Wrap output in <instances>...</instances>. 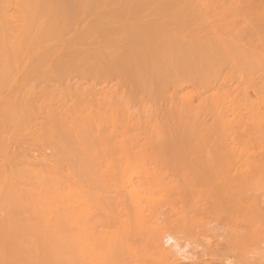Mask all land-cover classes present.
I'll list each match as a JSON object with an SVG mask.
<instances>
[{
	"label": "rangeland",
	"instance_id": "374dc122",
	"mask_svg": "<svg viewBox=\"0 0 264 264\" xmlns=\"http://www.w3.org/2000/svg\"><path fill=\"white\" fill-rule=\"evenodd\" d=\"M23 1L25 4L28 3V0ZM34 1L36 2V0ZM34 1L27 4L28 6L31 4L30 7H26L31 9L30 11L27 10L31 12L30 14L33 16V18L31 17L32 19L24 18L23 13L25 12L22 13V11H24L25 8L24 10L21 9L25 6H21L24 2L21 4L16 3V0H3V4L0 2L3 5H0L1 7H6V9L10 11L9 13L7 10H2L4 11V15H6L5 17L0 14L1 18H5H2V21L0 20V24L3 25L2 27L0 26V28L3 29L0 33L4 35V41L3 37H0V40L5 43L0 41L2 45V48L0 46V51L3 57L5 51L7 52L5 54L6 60H4L5 57H0V147H4L5 149V152L2 153L1 151L0 155V224L13 218L19 224H22L25 229L27 228L29 232L33 231L31 235H33L34 231L35 233L36 231H41L42 234L39 233L44 238L41 237L43 240L39 239L41 235L38 233L37 240V237H34L36 235L31 236L27 233L28 236L26 235L25 237V234H23L25 238L22 236V239L19 235L18 239V237L14 235L15 232L13 234L14 237L16 236L15 241L8 240V242L6 241L8 238L0 237L1 240L3 239L2 243H0V264H53V262H55V257L58 258L56 260L58 263L60 262V264H78V255H76V253L78 254V248L75 244L78 240V220H76V214L78 213L76 198L78 195L76 189L79 175L82 174L81 172L84 170L85 174H90V171H92L91 174L94 173L93 175H95L93 190L96 191L97 194L103 196L101 198L97 195L95 200H93L96 201L98 198L99 201L103 199V203H109V200L107 201L104 199V195L107 199H111L112 196L114 198L117 196L114 190L118 188L116 191L120 194V191L122 189L124 190L125 184H127V186L130 185L131 178L132 181H138V177H136V172L138 171L137 165L134 166L136 161L139 163L142 161V163H161L156 167L159 171L156 175L140 177L141 182L139 181V184L136 183L137 185L131 186L133 191L136 187L138 191L136 193H139L137 194L139 197L136 198V200L133 199L136 201L134 205L140 202L139 204L145 206L147 200L145 197L144 203V199H142L143 196L149 195L154 198L156 196L153 195L158 194L157 198L159 200L154 198L155 200L153 199L154 201H152V198L150 199L154 207H158L160 211L158 208L157 210H155V208L151 209L153 205L147 201L148 205L146 204V208L144 209V207H142L148 214L145 213L143 218L147 217L148 220H150L151 217H148V215H151L150 212L153 210L152 215L154 216H156V212L160 214L161 211H164L163 221L161 216V220L159 219L158 213L156 216L157 218L155 217V219L158 220L157 224L160 222L159 225H163V223L166 222V216H170V218L175 216L176 218L174 219L178 220L180 218L179 221L181 222L184 219L185 224L187 222L188 226H195L196 219L197 224L193 227L194 229H191L189 226L190 228L187 227L189 231H187V228L183 227L184 230L186 229L184 233L185 236L191 234L190 237L189 235L186 236L184 240L189 237V240H194L193 242L198 241L200 243L201 241L203 247H206V250L209 248L210 252L212 251L208 253L207 250L208 254L215 255L218 254L219 251L223 252L222 254L219 253L220 256L219 254L216 255V257L218 256L217 258H222L223 254L225 256V252L229 253L232 250L231 253L234 255V258L236 257L242 261L240 257L244 258L245 254L242 256L240 253L242 254L244 249L238 251L239 249L236 247L235 250H237L235 251L233 246L231 250L228 249L231 247L232 242L229 243V241L234 238V236L232 238L231 235L235 234L234 230L236 225L237 228H241L244 223H241L240 227H238L241 218L238 222L237 220L239 217L230 219L237 222L236 224L233 222L235 227L231 226L233 223L229 220L228 224L230 225L226 223V220H223L228 229L223 222L222 223L225 225L224 228H222L223 226L220 227L218 222H215V224L218 223L216 227H214V223H212L210 227L206 224H204L206 226L202 225L204 223L203 218L205 217L201 220L199 216L202 215H199V212L197 214V211L203 209V207L206 208L205 206L208 207V205L204 204L205 202L209 204L210 201H212L213 203H211L215 204L217 198H226L225 200H220L222 201L220 202L221 206L223 204L225 205L223 207L238 208L239 205H244L247 208V206L255 205L257 209L258 207L264 209V56L258 57L256 54L260 48L264 46V33L254 36L253 30L250 29V27L255 24L256 19L249 15L247 4L240 0H235V2L233 0H154V2L144 0L142 4L138 3L139 6L143 5L142 7L144 10L142 9V12L140 11L137 14L128 15L124 13H95L89 10L91 9V2V4L87 3L90 7L83 8V10L85 9L83 13L81 12L82 8L80 9L81 11L74 8L78 12L76 13V10H74L72 6L73 13V11L69 10V3H71V1L65 0V4L67 3L69 8L66 10H69L67 12L69 15L66 13L69 20L67 25L64 24L65 21L61 20L64 18H61V10L58 8L61 1L58 3L59 5H56V2H59V0H51L49 3L47 2L48 0H38V2H41L40 4L37 2L42 9L41 12L45 10H43V7L45 8L46 5L48 7L51 4V6L48 7L50 9L53 6L52 11L48 10V12H50L48 16L45 17L44 15H46V12L45 14L43 12L45 18L39 21L38 18L40 16H37L39 13L37 10L39 8L37 7L38 9H36ZM62 1L64 5V0ZM43 2H45L46 5H44ZM72 2L71 5L76 4V0H72ZM12 3H14L15 9L13 5H11ZM130 3L129 5L132 4ZM133 3V5L138 6L135 1ZM15 4L18 5V9L21 7V10L19 9L20 11H18ZM32 4H34V6ZM83 4L87 6L86 3ZM10 5L13 8H11V10ZM78 6L79 5H77V7ZM62 8L64 7L62 6ZM12 10H17V12L22 13L21 16L17 17V13L12 14ZM6 11L7 13H5ZM40 13L38 15H40ZM30 14L28 13V15ZM64 14L63 16H65ZM28 15L25 17H29ZM36 16L37 20H34ZM68 16H70V18ZM7 17L9 18L8 23ZM12 17H17L19 19L21 17V21L22 19H28L26 21L24 20L27 25L25 23L22 24L17 18L16 22ZM10 18L14 23H11L12 20ZM58 19L61 26H63L61 29L65 28L63 31L60 29ZM35 21H38L36 26ZM18 22L22 24V26L24 25V29L21 25L17 28L18 25L15 24H18ZM28 23L33 24L30 25ZM102 23L103 25L106 23L105 26H107V29L108 26L111 28L112 24H116L119 30L123 29L128 33H134L135 36L138 35L137 37L143 36V39H146V37H144L145 32H147V35L151 33L150 35L154 34V38L158 37L161 41L169 38H167V36L165 37V34H171L176 31L184 33L190 32L192 35L206 33V35L211 38L210 47H212L213 58L212 60L207 59L204 61L203 65L200 66L204 85L189 81L179 86L176 91L173 82H171L172 80H169L170 82L167 81L168 83H165L166 85L164 84V88H160L163 91L158 89L162 84H158L159 86L155 85L156 81L154 85L151 86V81L149 82L150 84L147 83V77H150L147 74H151L152 71L150 73L147 71V66H145L146 63H142L144 67L141 65V60L136 58L137 60H135L140 62H138L137 67L135 68L133 64H131L135 61H132L131 58L133 57H130L133 55V51H131L133 45L131 44L132 42H128V37H125L126 33L123 35V33H120L122 30L120 32L117 31V41L108 40L111 36H113L111 37L112 40L116 37L113 33L110 37L106 36L108 38L107 40L102 39V36V38L98 36V33H100L102 29H105L104 26V28L102 27ZM108 23L111 24L107 25ZM28 25L32 27V33H30V31H32L31 27ZM57 26L61 32L57 30V34L53 33L52 36L51 32H55L54 28ZM98 26L102 28L99 27L100 32L98 30L99 28H97ZM9 27L11 28L9 29ZM28 27L30 29H28ZM36 27L41 29V31L39 30L41 32L40 34L39 31L35 32L38 30ZM16 28L19 30L22 28L21 33L12 35L15 31H18ZM26 29H28V31ZM50 29H54V31ZM142 30H145L143 31L144 35H140ZM10 31L13 33H10ZM148 31L150 33H148ZM8 32L11 34H7L10 38L6 36ZM27 32L31 36H27L25 34ZM47 33L49 35L51 33L50 36L52 37ZM32 34L34 36L39 34V38H37V36L33 38L34 36L32 37ZM40 35H42V37H40ZM131 36L132 35H129V37ZM23 37H26V39L29 37L32 38H29V41L28 39L26 40V42H35L32 44V47H37L36 44L39 43L38 39H41L38 46L39 48L37 47L38 51H35V48H31L32 52L29 49L28 52L31 53L28 55V52H26L28 46L26 49L24 46L25 44L23 45L24 41L22 40L21 44L24 46V48H22L23 46L19 41ZM150 37H148L149 43H158L155 41L153 42V40L150 42ZM124 38H127L128 41H124ZM8 39L9 41L7 43ZM135 39L136 38L133 40ZM142 41L141 39V43H144ZM260 41H262V43ZM139 43L137 42V44L141 46ZM27 44L30 46L29 43ZM3 46L5 47L4 49ZM6 47L9 48L8 50L10 52L7 51ZM23 49H26V53L22 51ZM129 51H131L130 53H132V55H130ZM134 51L136 52V50ZM13 52L16 55H22V58L15 56ZM21 52L23 53L20 54ZM123 53L129 56L125 55V58L128 57L127 60L122 58L126 62L128 61V67L125 61V65L122 63V60L120 61V54ZM136 54L137 53H134L133 56L136 57ZM25 56H27L26 59ZM8 60L12 61L10 62ZM139 64L143 66L142 71L146 68V72H148L145 77L146 82L143 83V85H141L138 80L137 82L134 81L132 79L133 77H131V73L135 72L134 70L140 66ZM131 65L135 68L132 69L133 72H126L127 69H130ZM164 67L165 72H169V70H166L168 64H165ZM138 69L137 71H140ZM146 72L144 71V74ZM139 73L141 74L143 72L140 71ZM170 73L167 75H170ZM162 74H164V72H162ZM167 75L166 78L168 77ZM155 77L157 78V75ZM143 78L144 77L141 76V79ZM183 97L189 101H183ZM182 101L186 104L188 102V105L182 103ZM4 111H9V113L5 115ZM7 116L10 117L8 118ZM1 148L0 150H2ZM176 160L191 161L190 163L195 162L193 164H197V173H192L184 177L179 175L175 176L171 174L169 170H165V166H162L165 164L164 162ZM201 163L204 165L207 164V167L202 169L200 167ZM238 165H241L240 168H244L241 170L243 172L245 171L247 176L249 173L252 177L249 183H247L244 188L242 187V189L240 186L238 188L237 185H234L236 182L233 179V177L236 176L235 174L237 173V175L239 174V178L241 177L240 171H237L238 169L240 170ZM235 169L236 172L233 173ZM129 177L131 178L129 179ZM127 181L129 183H127ZM238 182L240 183V181ZM138 186L145 192L141 190L140 193V188ZM235 186L242 191L239 192ZM179 187L184 189L182 190L183 192ZM45 188L47 190L43 192L42 190ZM112 188L113 191H111ZM119 188L121 190H119ZM128 188L130 189V186ZM128 188H126V191H129L127 190ZM234 188L236 189L235 192L233 191L235 190ZM132 189H130V191ZM176 189H179V193L180 191L183 193L181 195L182 197H186L189 190L194 191L195 195L197 194L200 196H195L194 198V192L190 193L191 196L188 194L194 199L192 200L194 204H191V202L190 205L189 202L191 200L187 198L189 196L185 198L186 201H183V198L177 200L179 201L178 203L186 202V205H189L188 207L185 206L184 203L178 204L175 201L176 199L174 200L177 195L179 196L181 194L176 195ZM123 190L121 193H123ZM184 191H187L185 195ZM108 192L110 193L108 194ZM168 192H172L175 195L173 196L171 194L174 198L171 197ZM145 193L146 195H143ZM166 193L171 199L166 196ZM231 193L236 197L240 196V198L235 199L236 197ZM159 195L160 198L162 197L161 200H163V198L165 200L162 201L163 206L162 204L158 205L160 202ZM211 195L214 197L216 196L214 201V198L212 197V199L210 197ZM137 196L135 195V197ZM207 196L212 200L209 198L210 201L207 200ZM232 196L236 201L240 199V202H238L239 204L234 200L235 203L232 201L231 204V199L228 201V198H233ZM94 197L93 195V198ZM166 197L168 198L166 199ZM247 197H250L248 201L246 200ZM38 199H40L39 202H41V204L37 202ZM127 199H129V197L125 198L126 202L124 201V204L121 201L122 198L117 199L119 202L121 201L120 204H122V206L120 205L119 207L125 208L127 206L125 209L126 212H128V206L132 204L130 209H128L130 210L129 212L132 213V206H135L131 202L134 201L129 199L131 201H129L130 205H128ZM138 199L141 201H137ZM178 199H180V197ZM117 200L115 199V201ZM171 200H174L175 203L171 202ZM94 201L92 202L95 208L94 212L97 213V209L99 205L102 206V202L101 204L99 202L97 207ZM163 202L166 203L165 205L167 206L171 204L168 210ZM97 203L98 200L96 201V204ZM113 203L111 201V205ZM201 204L203 206H200ZM107 206L109 207L110 203ZM244 206L242 208H245ZM255 206H251V208L253 209ZM170 207L173 208V213H176L178 216L172 213L173 216L171 217V214H169L172 212ZM185 207L187 210L189 209L188 211L186 210L188 214L184 213L181 214L183 215L181 216L180 212L185 211ZM116 208L115 211H117V209L119 211L120 208ZM113 209L111 208L109 210L114 212ZM125 209H120V212L121 210L123 212ZM165 210L167 212H165ZM169 210L171 211L169 212ZM195 211L196 216L194 215ZM100 213L101 212H99V215ZM166 213H168V215ZM95 215L98 216V213ZM181 217L185 218L181 219ZM186 217H192L190 219L192 222L189 223V219ZM259 217H252V219H259L260 221L255 222L257 223V225L254 223L256 227H250L252 230L249 229L250 231L248 233L250 234L253 232L250 234L252 236L249 237L253 238L254 236L257 240L261 237L260 233H258L260 230L258 228L261 226L260 222L262 217ZM221 219H223V217H221L220 220ZM254 219L252 221H255ZM199 222H201V226L198 225ZM245 223L243 225H246ZM135 224L133 225L135 226ZM182 224L184 225V222H182ZM251 225H253V223H251ZM128 226L131 227V225ZM198 226H200V228ZM202 226H204V229L207 228V232H200ZM217 226L218 228L220 227L221 231H217ZM229 226L234 228V230L231 228L233 232H230ZM18 227L20 228L21 225ZM208 227H213L212 230L214 229V231L218 233L214 231L211 232V229L209 231ZM3 228L4 227H1L0 230ZM168 228L169 233L173 230L172 236H176L175 238L179 241V244H182L181 246L186 245V242L181 238L184 236V234H182V231L184 232L182 227V231L179 230L180 228H178V231H175L177 233L180 232L183 236H181L180 233L175 235L174 233L176 232L174 229H172V227ZM195 229L197 231H194ZM255 229H257L258 236L254 234L256 233ZM20 230L22 229L20 228ZM128 230L134 231L133 229ZM223 230L225 232L229 231L225 233ZM23 231L24 230L20 231V234L25 233ZM244 232L247 234L246 231H243V233ZM214 233L217 234H215L217 237L219 233L223 234V236H220L224 237L225 233V236L229 235L230 240L227 238L226 241L228 240V242H226L224 241L225 237H221L220 239V236L216 239ZM177 236L180 239H178ZM246 236L243 237L249 241L250 238H246ZM11 239L14 238L11 237ZM245 239H241L240 242H242V245L248 246L249 248H251V246L253 247V239H250L251 242H248L250 245L246 244L247 242H245ZM189 240L187 241L189 245H187L188 247L186 246L187 249L185 250L190 254L193 253V255L191 256L186 251L185 255L189 254L191 257L194 256L195 258V256L197 257L199 254L202 256L207 254L204 253L206 250L200 248L201 244L196 242V246L195 243L193 244V242H189ZM209 243L211 245H209ZM217 244L220 246L216 248L215 245ZM224 244H230L228 245L230 247ZM239 244L237 245L239 246ZM198 245L199 250L197 249ZM163 246L169 254L171 253V256L174 254L172 253L175 252L174 249L168 248L166 245ZM211 246L212 248H210ZM23 247H25L26 250H24L25 248L23 249ZM242 247L243 246H241V248ZM15 248L17 250H15ZM194 248L196 249L193 252ZM249 248L246 253L249 251L250 254H246L245 258H248L249 255L250 259L252 257L256 258V256L259 258L258 255L255 256L254 254H258V252L254 250L253 253V250L251 251ZM252 249H255V246ZM13 250L15 251L10 252ZM197 250L200 253L197 252V255H194ZM222 250L226 251L224 252ZM237 251L239 255L236 254ZM138 252L139 254L136 253L134 256L127 258L132 259L130 260V263L133 262L131 264H150L151 262V264H153V258L143 253L144 249L143 252L141 250L142 254L140 250H138ZM52 254L54 255L53 260ZM235 254L237 256H235ZM201 255L200 258L197 257V259H201ZM226 256L228 255L226 254ZM149 258L152 259L151 262L148 261ZM257 258L255 264H264V259ZM205 259H208V257ZM230 259L233 260L232 255ZM237 259L234 261H239ZM183 264L186 263L183 262ZM239 264H242V262H239Z\"/></svg>",
	"mask_w": 264,
	"mask_h": 264
},
{
	"label": "bare ground",
	"instance_id": "6f19581e",
	"mask_svg": "<svg viewBox=\"0 0 264 264\" xmlns=\"http://www.w3.org/2000/svg\"><path fill=\"white\" fill-rule=\"evenodd\" d=\"M17 1H19V0H16V3H20V1L19 2H17ZM31 1H34V0H28L27 2L28 3H26L25 4V2L22 0L21 1V3H23L24 2V4L23 5H21L23 8H21V7H19V9L21 8L22 10H24V8H25V10L24 11H22V13L23 12H25V13H23V15H24V18H33V16H31V12H29L31 9L30 8H26V7H30V5L28 6L27 4H29V2L31 3ZM39 1H43V0H39ZM49 1L51 2V0H48L47 2L49 3ZM60 1H61V3H60ZM71 1V3H73L72 2V0H69V2ZM81 1V2H80ZM135 1V3L136 4H142V1H144V0H140V1H138V0H76V4L77 5H81L80 6V8H79V6L77 7V5L75 4V5H71V3H69L70 4V9L68 8V4L66 3L65 4V0H64V5L62 4L63 3V1L62 0H59V2L57 1L56 2V5L58 4V3H60V5H59V10H61L60 11V14H62L61 15V18L62 17H64V18H62L61 20H63V21H65V23L64 24H67V22L69 21L68 20V18H67V15H69L67 12L70 10V11H73V9L74 8H77L78 10H80L81 8V12L83 13V11H85V9L83 10V8H88V7H90L91 6V9H89L90 11H93V12H97V13H111V14H120V13H124V14H130V15H134V14H137L138 12H142L143 10H144V8L140 5L139 6V4H138V6L136 5H133L134 2ZM146 1V0H145ZM148 1V0H147ZM149 1H152V2H154V0H149ZM234 2H235V0H233ZM232 1V2H233ZM237 1H239V0H237ZM240 1H244L243 3H245V4H247V11H248V13H249V15L250 16H253L256 20H255V24L252 26V27H250V29H252L253 30V33H254V36H257L258 34H260V33H264V0H240ZM1 3L3 2V0L2 1H0ZM11 2V1H10ZM37 2H38V0H36V2L34 1V3L36 4L35 6H36V9H38L37 11L40 13L41 11H42V9H41V7H40V5H38L37 4ZM55 2V1H54ZM92 3V5H90V6H88L89 4H87V3ZM132 4H131V3ZM141 2V3H140ZM0 3V5H2ZM20 3V4H21ZM39 4L41 3V2H38ZM74 3H75V1H74ZM80 3V4H79ZM83 3H86L87 4V6H84L85 4H83ZM90 3V4H91ZM129 3L131 4V5H129ZM14 3H12L11 5H13ZM43 4L44 5H46L45 4V2H43ZM54 4V3H53ZM83 4V5H82ZM126 4H128V5H126ZM11 5H10V10H11ZM16 5V8L18 7V5L17 4H15ZM27 5V6H26ZM33 6H34V4H32ZM67 7H66V6ZM3 6V5H2ZM20 6V5H19ZM50 6H51V4H50ZM50 6H48V7H50ZM62 6L64 7V8H62ZM73 6V7H72ZM75 6V7H74ZM13 7H14V5H13ZM38 7V8H37ZM43 7V6H42ZM47 7V5L45 6V8L43 7V10L45 9V10H47V11H43L44 12V14H45V12H46V15H44L45 17L46 16H48V13H50V12H48V10H51L52 11V7H51V9L50 8H46ZM66 7V8H65ZM73 9H72V8ZM0 8H1V10H0V14H2L1 16H3L4 15V11L5 10H7L6 9V7H1L0 6ZM3 8V9H2ZM5 8V9H4ZM34 8V7H33ZM62 8V9H61ZM67 8L69 9L68 11H66L67 10ZM145 8H147V7H145ZM186 8L188 9V6L186 5ZM13 9V8H12ZM14 9H15V7H14ZM18 9V8H17ZM18 9V11H20ZM29 11H28V10ZM41 9V10H40ZM72 9V10H71ZM143 9V10H142ZM2 10H4V11H2ZM27 10V11H26ZM63 10V11H62ZM74 10H76V9H74ZM7 11H9V10H7ZM7 11L5 12V13H7ZM13 11V13L12 14H16L17 13V17H19V16H21V14L22 13H20V12H17V10L15 11V10H12ZM15 11V12H14ZM54 11V10H53ZM88 11V10H87ZM43 12H41L40 13V15H38L37 14V16H40L39 18H38V21L39 20H41L42 18H45L44 16H43ZM61 12H63V13H61ZM92 12V13H93ZM9 13H10V11H9ZM28 13L30 14V15H28ZM65 13V14H64ZM66 13H67V15H66ZM73 13H74V11H73ZM76 13H78L77 12V10H76ZM28 15L29 17H25L26 15ZM54 14H55V11H54ZM63 14L65 15V16H63ZM10 15V14H9ZM33 15V14H32ZM51 15V14H50ZM53 15V14H52ZM56 15V14H55ZM6 15H4L3 17H5ZM10 16H14V15H10ZM37 16H36V18H34V20H37ZM2 17V18H3ZM15 17V16H14ZM16 17V18H17ZM69 18H70V16H68ZM1 18V17H0ZM2 18L0 19L1 21H2ZM16 18H13L12 17V19H15V21H16ZM31 18V19H32ZM67 18V19H66ZM3 19H5V18H3ZM7 20L9 19L8 17L6 18ZM11 19V18H10ZM11 19V20H12ZM20 22H22V24H26L27 25V23L26 22H24V20L26 21V20H28V19H22V21H21V17H20V19L19 18H17ZM30 19V20H31ZM67 20V21H66ZM0 21V22H1ZM5 21V20H4ZM3 21V22H4ZM38 21H35V26H36V24H37V22ZM9 22V20L7 21V23ZM17 22V21H16ZM29 22V21H28ZM30 22H32V21H30ZM62 22V21H61ZM11 23H14V21L12 20V22ZM58 23L60 24V22H59V19H58ZM57 23V24H58ZM4 24H5V22H4ZM22 24H19V22H18V24L16 23L15 25H18V27L17 28H19V25H21V27H23V29H24V25L22 26ZM28 24H30V23H28ZM31 24H33V23H31ZM30 24V25H31ZM58 24V25H59ZM106 24V23H105ZM105 24L103 25V23H102V27L104 26L105 27V29H102L100 26H101V24H100V26H98L97 28H101L102 30H103V32H102V30H101V32H100V28L98 29L99 30V32L100 33H98V36L100 37V38H102V39H105V40H107L108 38V36L110 37L111 36V34L113 33V35L114 36H116L117 35V31H121L122 30V32H120V33H123V35L125 34L126 36L125 37H128V39H129V41L127 40V38L124 40V41H128V42H132L131 44L133 45L132 47V50L131 51H133L132 53H133V55H134V53H137L136 54V57H134L133 55H132V53H130L131 51H129V53H130V55H132V56H130V57H133V58H131V60L133 61V60H135L136 58H139V60H141L140 62H141V65H143L144 66V64L146 63H149V64H145V66H147L146 68L148 69H146L145 68V72H146V70L150 73L151 71H152V73L151 74H147L148 72H146L145 74H144V71H142V69H143V66H141L140 64V66H138V70H140L141 72H143V73H139L140 71H137V69H135L136 67H137V64H138V62L139 61H133V63H131V64H133V66L135 67V68H133V66L131 65V67H130V69L129 70H131V71H129L128 69H127V71L126 72H133V70L132 69H135L134 71L135 72H133V73H131L130 75H131V77H133L132 79L134 80V81H136L137 82V80L139 81V83H141V85H143V83H145L146 81H145V77H146V74L147 75H149L150 77H147L148 79H147V83H149L150 81V85L151 86H153L154 85V82L156 81V84L155 85H160V84H162V85H160V87L158 88V89H162V88H164L165 87V83H168L167 81H169V80H172L171 82H173V84H174V89L177 91L178 90V87L179 86H181L183 83H185V82H189V81H193V82H195V83H201L202 85H204V79H203V74H202V69H200V66H202L203 65V63H204V61H206L207 59H209V60H212V58H213V51H212V47H210V40H211V38L208 36V35H206V33H200V34H191L190 32H179V31H176V32H173V33H171V34H165V37L167 36V40H160V39H158V37H155V38H157V39H155L154 38V34L153 35H150L151 33L148 31V33H150V34H146L147 32H145V35H144V32L143 31H145V30H142V33L140 34V35H144V37H146V39L144 38L143 39V36H140V37H137V36H135V34L134 33H128V32H126V31H124L123 29H120L119 30V27H117V25L116 24H112L111 26V28H109V26H108V29H109V31H108V29H107V26H105ZM111 24V23H110ZM109 23L107 24V25H110ZM7 25V24H6ZM5 25V26H6ZM11 25V24H10ZM30 25H28V26H30ZM68 25V24H67ZM114 25V26H113ZM0 26L2 27L3 25L2 24H0ZM4 26V27H5ZM34 26V25H33ZM35 26H34V28H35ZM56 26V25H55ZM60 26V29L63 27V26H61V24L59 25ZM7 27V26H6ZM6 27H5V29H6ZM12 27V26H11ZM11 27H9V29L11 28ZM13 27H14V24H13ZM12 27V28H13ZM31 27V26H30ZM65 27V26H64ZM103 27V28H104ZM117 29H115V28ZM16 28V29H17ZM37 28V27H36ZM96 28V29H97ZM114 28V29H113ZM1 29V28H0ZM28 29H30L29 27H28ZM28 29H26L27 31H28ZM38 30L37 31H35V32H38L39 30L41 31V29H39V27L37 28ZM54 29H55V32H51L52 30L54 31ZM54 29H50L51 31H49V32H51L52 33V36H53V33H56V31L57 30H59L58 29V26L57 27H55ZM65 28H63V29H61L62 31L64 30ZM3 29H1L0 31H2ZM12 30H14V29H12ZM18 31H15L14 33L12 32V31H10V33L12 32L13 34L12 35H16V34H20L21 33V30H22V28H21V30H19V29H17ZM25 30V31H26ZM31 30L32 31H30V33H32L33 32V29H32V27H31ZM97 30V31H98ZM39 31V34L41 33ZM46 31H48V30H46ZM45 31V32H46ZM60 31V30H59ZM105 31V32H104ZM113 31V32H112ZM18 32V33H17ZM23 32V31H22ZM58 32V31H57ZM61 32V31H60ZM107 32H108V35H107ZM115 32V33H114ZM51 33H50V35H51ZM105 33V34H104ZM7 34H9V32L8 33H6V36L8 37L9 35H11V34H9V35H7ZM27 36H31L30 34H28V32L27 33H25ZM37 34V33H36ZM39 34L38 35H36L37 36V38H39L38 36H39ZM48 34V33H47ZM57 34V33H56ZM102 34V35H101ZM105 36H104V35ZM134 34V35H133ZM0 35H2V33H0ZM24 35V34H23ZM25 35V36H26ZM42 35H43V31H42ZM42 35H40V37H42ZM49 35V34H48ZM49 35V36H50ZM129 35H132L131 37H129ZM150 37V36H152V37H150L151 39V41L150 42H152V40H153V42L155 41V42H158V43H149V38L147 37ZM168 35H170V36H168ZM4 35H2V36H0L1 38L3 37ZM19 36V35H18ZM34 35L32 34V37H33ZM36 36H34L33 38H35ZM48 36V37H49ZM52 36H50V37H52ZM102 36V37H101ZM107 36V37H106ZM133 36H135V37H133ZM156 36V35H155ZM158 36V35H157ZM12 37H14V36H12ZM17 37V36H16ZM22 37V36H21ZM45 37V36H44ZM43 37V38H44ZM111 37H113V36H111ZM110 37V39H108L109 41H117L118 39V36H116V37H114V39L112 40V38ZM0 38V39H1ZM9 38H10V36H9ZM15 38V37H14ZM30 39H32L31 37H29ZM29 38H27L28 39V41L30 40ZM134 38H136L135 40H133ZM7 39V38H6ZM11 39H13V38H11ZM25 39V40H24ZM26 37L24 38H22L21 40H19L20 41V44H21V41L23 40L24 41V43H23V45L25 46V48L27 49V46H28V50H26V49H23L22 51L23 52H25V50H26V52H28L29 51V49H30V51L32 52V50H31V48H35L36 50L35 51H38V46H39V43L41 42L40 40L41 39H38L39 40V43L38 44H36L37 45V47L36 46H34V47H32V44H34L35 42H26ZM122 39H123V37H122ZM132 39V40H131ZM138 39V40H137ZM141 39L143 40L142 42H144V43H141ZM155 39V40H154ZM166 39V38H165ZM259 40H261L260 38H258ZM16 40V39H15ZM37 40V41H38ZM45 40H46V38H45ZM44 40V41H45ZM146 40V41H145ZM1 41V40H0ZM3 41H4V37H3ZM8 41H9V39L7 40V43H8ZM32 41V40H31ZM141 45V46H139L138 44H137V42ZM161 41V42H160ZM2 42V41H1ZM6 42V41H5ZM11 42V41H10ZM9 42V43H10ZM13 42H14V40H13ZM134 42V43H133ZM136 42V43H135ZM147 43V45H146V43ZM261 43H262V41H260ZM2 43H4V42H2ZM17 43V42H16ZM27 43H29L30 44V46L27 44ZM42 43H43V40H42ZM149 43V44H148ZM5 44V43H4ZM27 44V45H26ZM138 46H137V45ZM10 45H11V43H10ZM22 45V44H21ZM22 45V46H23ZM0 46H1V48H2V45L0 44ZM5 46V45H4ZM3 46V49L5 48ZM6 46H7V44H6ZM12 46V45H11ZM18 46H19V44H18ZM24 46L22 47V48H24ZM7 48V47H6ZM135 48H137V49H135ZM3 49H1V50H3ZM9 48H7V51H9L8 50ZM11 49V48H10ZM19 49V48H18ZM20 49H21V47H20ZM136 50V52L134 51V50ZM130 50V49H129ZM5 51V50H4ZM4 51H3V53H4ZM16 51H17V49H16ZM33 51H34V49H33ZM10 52V51H9ZM23 52H21L20 54H22ZM25 52V53H26ZM31 52H28V55L31 53ZM7 52L5 51V54H6ZM14 53V52H13ZM18 53H19V51H18ZM25 53H24V55H25ZM128 53V54H129ZM5 54H3L4 55V57H5ZM15 54V53H14ZM124 54V55H123ZM123 54H120V61L122 60L123 62L122 63H124V59H122V58H125V55L126 56H128L127 54H125V53H123ZM257 55H258V57H263L264 56V46L263 47H261L260 48V50L258 51V53H256ZM123 57H122V56ZM2 56V53H1V51H0V57ZM11 56V55H10ZM15 56H19V57H21L20 55H16L15 54ZM3 57V56H2ZM1 57V58H2ZM3 57V58H4ZM129 57V56H128ZM127 57V58H128ZM15 58V57H14ZM22 58V57H21ZM21 58H20V60H21ZM27 58V56H25V59ZM127 58H125L126 60H127ZM264 58V57H263ZM12 59V58H11ZM18 59V58H17ZM4 60H6V57L4 58ZM168 60V61H167ZM8 61H10V60H8ZM12 61V60H11ZM10 61V62H11ZM14 61V60H13ZM18 61V60H17ZM146 61H148V62H146ZM15 62V61H14ZM139 62V63H140ZM167 62V63H166ZM169 62V63H168ZM16 63V62H15ZM125 63H127L126 64V66L128 67L129 66V64H128V61L126 62L125 61ZM125 63H124V65H125ZM142 63H144V64H142ZM151 64V65H150ZM165 64L167 65L168 64V67L166 68V70H169V72L168 71H166L165 72ZM169 64H170V67H169ZM148 65H149V68H148ZM171 65H172V67H171ZM144 66V67H145ZM152 66V67H151ZM152 70H151V69ZM169 68V69H168ZM172 68V69H171ZM155 69V70H154ZM171 69V70H170ZM164 70V71H163ZM137 71V72H136ZM162 72H164V74H162ZM168 72V73H167ZM172 73V75H171V73ZM137 73V74H136ZM169 74L170 73V75H167V74ZM127 74V73H126ZM134 74H135V76H134ZM143 75H145V76H143ZM152 75H153V77H152ZM157 75V78L155 77V76ZM162 75H164V76H162ZM166 75L168 76L167 78H166ZM127 76H128V74H127ZM137 76V77H136ZM141 76L142 77H144L143 79H141ZM136 77V78H135ZM170 77V78H169ZM138 78V79H137ZM153 78V79H152ZM162 78V79H161ZM149 79H151V80H149ZM140 80H141V82H140ZM144 81V82H143ZM166 81V82H165ZM170 82V81H169ZM153 83V84H152ZM165 84V85H164ZM158 85V86H159ZM164 85V86H163ZM160 89V90H161ZM159 90V91H160ZM161 91H163V90H161ZM160 93H162V92H160ZM184 100H188V99H185L184 97H183V101ZM182 101V103H184ZM189 101V100H188ZM184 104H186V103H184ZM183 104V105H184ZM186 105H188V102H187V104ZM4 113H5V115L7 114V113H9V111H4ZM8 118L10 117V116H7ZM1 146V145H0ZM1 148V147H0ZM2 150H0V155H1V151H2V153L3 152H5V149H4V147L3 148H1ZM4 149V150H3ZM130 162V161H129ZM143 162V161H142ZM139 163L138 161H136L135 162V164H134V166H136L137 165V172H136V174H137V176L136 177H138V181H132V178L131 177H129V179L131 178V180H130V183L127 181V183H129L130 185H128L127 186V184H125V186H127V187H125L124 186V190H123V193H121V189L120 188H122V187H120L119 188V190H121L120 191V194L119 193H117V189L116 190H114V192H115V195L117 194V196H119V197H117V196H115L114 198H113V196H112V198L111 199H107L106 197H105V195H104V199L105 200H109V203H110V206H111V208L114 210V212H111V210H109V209H111L110 208V206L108 207L107 205H109V203L107 204L106 202H104L103 203V199H101L103 196L102 195H99V194H97L96 193V191H94L93 190V188H94V180H95V175H93L94 173H92L91 174V172L92 171H90V174H85V170L83 171V172H81L82 174H80L79 175V177H78V184H77V189H76V192H77V198H76V203H77V205H78V210H77V212L79 213H77L76 214V220H78V224H77V231H78V240L75 242L76 244V246H77V251H78V254L76 253V255H78V264H131V263H133V262H131L130 263V260H132L131 258L130 259H127V258H129L130 256L132 257V256H134L136 253H138L139 254V252H138V250H140V252H141V250H142V252H143V249H144V252L143 253H145V254H148V256L150 257V258H153V264L155 263V264H183V262H185L186 264L188 263V264H239V262L241 263L242 262V264H255V262H256V258H257V256L256 255H258V257L259 258H257V259H264V209H261V208H259L258 207V209L256 208V206L255 205H251V206H255V208H251V206H247V208L245 207V208H242L240 205H239V207L238 208H234V207H232V208H228V206H227V204H226V206L227 207H223V206H225L223 203V205L221 206V203L220 202H222V201H220V200H225L226 198H215L214 196H210L212 199H213V201L216 199L217 200V202H216V200H215V204H212L213 202L212 201H210L209 199H211V198H209L208 196H207V200H209L210 201V205L209 204H206V203H208V202H205L204 204L205 205H208V207L207 206H205L206 208H204L203 207V209H201V210H199V208H198V210L199 211H197V214H198V212H199V215L201 214L202 216H199V218L202 220V218L203 217H205V218H203V224L202 225H204V224H206L207 226H210L212 223H214V227H216V225L219 223V225H220V227H222V228H224V226L226 225L225 224V220H226V223L228 224L229 223V221H231L232 223L234 222L235 224L240 220V218H241V220H240V223H238L239 225H238V227H240V225H241V223H245L246 225H243L242 224V226H241V228H237V225H236V228H235V230H234V228L233 227H235V224L233 223V225L231 224V226H233V227H230V232H233L232 230H234L235 232V234H232L231 236H232V238H233V236H234V238H233V240L231 241L230 239H229V235H230V232H229V235H226L225 236V233L226 232H228V231H224L225 233H224V237H222L223 236V234H218V237L220 236V235H222V236H220V239H221V237L222 238H224L225 240L224 241H226V239L228 238L230 241H229V243H231V247L230 246H228V245H230V244H224V245H226V246H228V247H230V248H228V249H232L233 247V249L235 250V248L237 247V249H239L238 251H240V250H243L244 249V251H245V253H244V251L242 252V254L240 253V255H244L245 254V257H246V254H250V252L248 251V253H246V251L248 250V246H244V245H242V242H240L241 241V239L243 240V238L245 239V237H243V236H246L248 233H249V231L250 230H252V229H250V227L252 228V227H256V225H257V223H255V222H259L260 220L258 219H254V218H256L257 216L259 217H262L261 218V226H260V228H258V229H260L259 231H258V233H260V235H261V237H260V235H259V240H257V238L255 239L254 238V236H253V238L252 237H249V236H252V235H250V234H252V233H250V234H248L247 236H246V238L248 237V238H252L251 240H252V242H254L253 243V247L251 246V248H249V249H251V251L253 250V253H254V250H255V252H258V254H256V253H254L255 254V256H256V258H251L250 259V255L248 256V258H241L240 257V259H242V261L241 260H239V259H237L236 257V259L237 260H239V261H234V260H236L235 258H234V255L231 253V251L229 252L227 249V251L229 252V253H226L225 251L226 250H222V251H224L225 252V256H224V254H223V256H222V258H217L216 257V255H218L219 253L220 254H222L223 252H221V251H219V253L218 254H208V253H211L210 252V249L209 248H207V250H208V253H207V250H206V247L204 248L203 247V245H202V242L200 241V243L198 242V241H195V242H193L194 240L193 239H191V240H189V237H190V235L191 234H187L186 236H188L189 235V237L187 238V239H185L184 240V238H186V236H185V230H184V228H190L191 227V229H194L193 227H195L196 226V224H197V221H196V219H195V226H188V223L186 222V224H185V221H184V219L183 218H185V217H181V219H183L182 220V222H184V225H187V226H184L183 224H182V222L181 221H179V219L177 220V219H174V218H176L175 216L174 217H172L173 215H172V213H173V208H171V210H172V212H170L171 210H169V214H171V217L172 218H170V216L168 217V216H164L165 218H166V222H164L163 223V225L161 224V225H159L160 224V222H159V224H157V221L158 220H156L155 219V217L159 214L158 212H156L155 214H156V216H154V215H152V212H153V210H152V212H150L151 213V215H148V217L150 216L151 217V219L150 220H148V218L146 217V218H143V215L145 214V213H147V211L145 210L144 211V209L146 208L145 206H147L148 204H147V201L148 202H150V204H152V201H154L155 199L154 198H156L157 200H159L157 197V195L158 194H154L153 196H156V197H150L149 195V197L146 195V193L145 194H143V195H146V196H143L142 197V199H144V203H145V197H146V203H145V206H143V205H141V204H139L138 202V204L137 205H134L135 204V202L136 201H134L133 199H135L136 200V198H138L139 196H137V194H139V193H136V192H138L137 190H136V187H135V189H134V191H133V189L131 188V186H135V185H137V184H139L140 182H141V179H140V177H149V176H151V175H156L159 171L157 170V166H158V164H161V163H148V162H146V163ZM191 161H185V160H176V161H172V162H164L165 164L164 165H162V166H165V170H169L170 172H171V174H174L175 176L176 175H179V176H182V177H184V176H188V175H190V174H192V173H197V164H193V163H195V162H192V163H190ZM128 163V162H127ZM139 163V164H138ZM198 163V162H197ZM129 164H131V163H129ZM231 165H233V164H231ZM161 166V165H160ZM198 166H200V165H198ZM229 166V165H228ZM239 166V165H238ZM241 166V165H240ZM240 166L238 167V168H240ZM197 167V168H196ZM202 169L204 168V167H207V164H203V163H201V166H200ZM237 167V166H236ZM163 168V167H162ZM92 169V168H91ZM200 169V168H199ZM242 169V167L240 168V170L238 169L237 171H240L239 173L241 174L240 176V178H239V174L237 175V173L235 174L236 176H234L233 177V179H234V181H236L235 182V184L234 185H237L238 186V188H239V186H240V188L242 189V187L244 188V186H246L247 185V183H249V181L251 180V175H249V173H248V176H247V173L245 172V174H246V176H245V174H244V172L241 170ZM90 170V169H89ZM232 171V170H231ZM243 173H242V172ZM236 172V169H235V171L233 172V173H235ZM230 173V172H229ZM135 174V175H136ZM245 176H243V175ZM93 175V176H92ZM239 180H238V179ZM136 179V178H135ZM236 179V180H235ZM241 179H242V181H241ZM140 181V182H139ZM234 181H233V183H234ZM238 181H240V183L238 182ZM137 183V184H136ZM239 183V184H238ZM123 186V185H122ZM130 186V189H132L131 191H130V189L128 188ZM237 186H235V188H237ZM139 187V186H138ZM140 187H141V185H140ZM139 187V188H140ZM234 187V186H233ZM44 188V187H43ZM126 188H128L127 190H129V191H126ZM180 188V187H179ZM234 188V189H235ZM237 188V189H238ZM45 190H47L46 188L44 189V190H42L43 192H46ZM139 190V189H138ZM141 188H140V190H139V192L141 193ZM178 190L179 189H176L175 190V194L177 195V194H180L179 196L177 195V197L176 198H174L173 196H175L172 192L170 193V192H168L169 193V195L171 196V197H173L174 198V200L178 203L179 201H177V200H181L182 198H183V201H186V197L187 196H189L190 195V193H192V192H194V191H191V190H189V192H188V194H186L187 196L185 197H182L181 195L183 194L182 192V190H184V189H182V188H180V190L182 191H180V193L178 192ZM187 190V189H186ZM232 190V189H231ZM239 190V192L240 191H242V190H240V189H238ZM238 190H237V192H238ZM107 191H110V190H107ZM111 191H113V188H112V190ZM110 191V192H111ZM234 192L236 191V189L235 190H233ZM110 192H108V194L110 193ZM142 192H145V191H143L142 190ZM178 192V193H177ZM187 191H184V195H185V193H186ZM233 192V193H234ZM95 193V194H94ZM135 193V194H134ZM229 193V192H228ZM114 194V193H113ZM119 194V195H118ZM167 194V193H166ZM173 196H172V195ZM232 194V193H231ZM236 194V193H235ZM93 195L95 196L94 198H93ZM97 195L98 196H100L99 198L102 200V201H99V199L97 198V200H98V203L96 204V201H94L95 200V198L97 197ZM107 195V194H106ZM112 195V194H111ZM110 195V196H111ZM135 195L137 196V197H135ZM193 195V194H192ZM223 195V194H222ZM225 195V194H224ZM229 195H230V193H229ZM229 195L227 194V196L229 197ZM233 196H234V194H232ZM237 195H238V193H237ZM129 197V199H131V200H133L134 202H131V203H133V205L135 206V207H133L132 206V209L134 210V214H133V210H131L132 211V213L131 212H129L130 210H128V209H130V206L132 205H130V202L129 201H131V200H129V199H127L128 200V202L127 203H129L128 205H130V206H128L129 208L127 209V211L129 212H126V207L124 208H120L119 206L121 205L122 206V204H120L121 203V201H122V203L124 204V201L126 202V200H125V198H128ZM142 196V195H141ZM166 196H168V194L166 195ZM170 196H168V197H170ZM191 196V195H190ZM187 197L189 200H191L190 202H189V205H190V203L191 204H194L193 203V201L192 200H194V199H192L191 197ZM195 196H200V195H195V192H194V198H195ZM232 196V197H233ZM168 197H166V199L168 198ZM171 197H170V199H171ZM180 197V199H178ZM193 197V196H192ZM234 197H236V196H234ZM234 197L233 198H228V201H230V199H231V204H232V201L234 200ZM122 198V200L119 202L117 199H121ZM148 198H149V200H148ZM150 198H152V201H151V199ZM159 198H160V195H159ZM162 198V197H161ZM161 198H160V202L158 203V205L159 204H162V201H165L164 200V198H163V200H161ZM172 198V199H173ZM191 198V199H190ZM196 198H198V197H196ZM201 198V197H200ZM200 198H199V200H200ZM209 198V199H208ZM237 198H240V196L238 197H236L235 199H237ZM250 198V197H249ZM249 198L247 197L246 198V200L248 201L249 200ZM252 198V197H251ZM41 199V198H40ZM40 199H38V201L37 202H39L40 201ZM94 199V200H93ZM115 199L117 200V201H115ZM140 199V198H139ZM137 200V201H141V200ZM154 199V200H153ZM169 199V200H170ZM185 199V200H184ZM211 199V200H212ZM104 200V201H105ZM174 200H171V202H173V203H175V201ZM196 200V199H195ZM198 200V199H197ZM239 201H236V200H234V201H236L237 203L238 202H240V199H238ZM252 200V199H251ZM95 202V206H97L98 207V204H99V202H100V204H101V202H102V206H100L99 205V207H101V208H99L98 207V209H97V207H96V209H97V213H98V216H96L95 214H97V213H95L94 211V204L92 203V202ZM111 201H112V205H111ZM166 201H168V200H166ZM233 201V202H234ZM116 202H118V203H116ZM181 202V201H180ZM188 202V201H187ZM201 202V201H200ZM226 202V201H225ZM40 204H41V202H39ZM38 203V204H39ZM92 203V204H91ZM156 203V202H155ZM164 203V202H163ZM169 203V202H168ZM167 203V204H168ZM184 203V205L185 206H188L189 207V205H186L187 203L186 202H182V203H178V204H183ZM216 203H218V204H216ZM229 203V202H228ZM235 203V202H234ZM237 203H236V205H237ZM242 203V202H241ZM91 204V205H90ZM116 204H118V205H116ZM147 204V205H146ZM149 204V205H150ZM166 203H164V206L165 207H167V210H168V207L171 205H169V206H167V205H165ZM203 204V203H202ZM200 205V206H203V205ZM239 204V203H238ZM76 205V206H77ZM125 205H126V203H125ZM153 205V204H152ZM156 205V204H155ZM229 205V204H228ZM245 205H247V204H245ZM114 206V207H113ZM118 206V207H117ZM144 207V209H143V207ZM162 206H163V204H162ZM177 206V205H176ZM183 206V205H182ZM232 206V205H231ZM234 206V205H233ZM238 206V205H237ZM93 207V208H92ZM120 208V209H125L123 212H122V210H121V212H120V209H119V211H118V209L117 208ZM148 207H150V206H148ZM160 207H161V205H160ZM184 207V206H183ZM236 207V206H235ZM77 208V207H76ZM115 208L117 209V211H115ZM135 208V209H134ZM153 208H155V210H157V208H156V206L154 207V205L152 206V208L151 209H153ZM194 208V207H193ZM195 208H196V206H195ZM194 208V209H195ZM249 208V209H248ZM251 208V209H250ZM101 211H100V210ZM161 209H162V207H161ZM184 209V208H183ZM182 209V210H183ZM191 209V208H190ZM197 209V208H196ZM257 211H256V210ZM98 210H99V212H101L100 213V215H99V212H98ZM150 210V209H149ZM158 210L160 211V209L158 208ZM163 210H164V207H163ZM181 210V211H182ZM185 211H182V212H180V215L181 214H184V213H187L188 214V212H186V210H187V208L185 207V209H184ZM189 210V209H188ZM187 210V211H188ZM196 211H195V216H196ZM38 212L40 213V211L38 210ZM116 212H118V213H116ZM120 212V213H119ZM164 211H161L160 212V214H159V219H160V216H161V219L163 218V215H164V213H163ZM165 212H167L166 210H165ZM174 212H175V210H174ZM191 212V211H190ZM190 212H189V214H190ZM95 213V214H94ZM149 213V214H150ZM158 213V214H157ZM162 213V214H161ZM131 214V215H130ZM133 214V215H132ZM148 214V213H147ZM154 214V213H153ZM167 215H168V213H166ZM165 214V215H166ZM173 214H175V215H177L176 213H173ZM179 214V213H178ZM186 215V214H185ZM184 215V216H185ZM147 216V215H146ZM178 216V215H177ZM181 216H183V215H181ZM198 216V215H197ZM256 216V217H255ZM194 217V216H193ZM221 217H223V219H221L220 220V218ZM236 217H239L238 218V220L237 219H234V220H237V222L236 221H232V220H230V219H233V218H236ZM252 217H254L253 219L255 220V221H252L253 219H252ZM259 217V218H260ZM157 218V217H156ZM178 218V217H177ZM186 218H188V217H186ZM192 217H190V218H188L189 219V223L190 222H192L190 219H191ZM199 218H197V219H199ZM243 218V219H242ZM160 219V220H161ZM188 219H187V221H188ZM164 220V218L162 219V221ZM186 220V219H185ZM201 220H199V221H201ZM219 220H220V222H219ZM224 220V221H223ZM229 220V221H228ZM155 221V222H154ZM181 222V223H180ZM215 222H218V223H216L215 224ZM225 224H223V223ZM230 222V223H231ZM263 222V223H262ZM135 224V226H136V228H135V226L133 225V224ZM200 223V224H199ZM198 223V225H200L201 226V222H199ZM251 223H253V225H251ZM254 223L256 224L255 226H254ZM19 223L17 222V221H15V219H13V218H11L9 221H7V222H4V223H1L0 224V228L1 227H4L3 229H1L0 230V237H6V238H8V239H6V241H8V240H13V241H15V237L17 236L18 237V239H19V235L21 236V238L23 239V237H24V235L23 234H25V237H26V235H27V233H28V235H31L32 234V232L33 231H30L29 232V230L26 228L25 229V227L22 225V224H19V225H21V229L22 230H24L23 232H25V233H22V234H20V231H22V230H20V228L18 227L19 225H18ZM182 224V225H181ZM223 224V225H222ZM18 225V226H17ZM128 225H131V227L130 226H128ZM191 225H192V223H191ZM206 225H204V226H206ZM228 225H230V224H228ZM258 225H259V223H258ZM18 227V229H17V227ZM23 226V227H22ZM132 226H134V227H132ZM200 226H198L199 228H200ZM204 226H202L201 228L202 229H204ZM124 227H125V229L126 230H128V229H133L134 231H126L125 229H124ZM168 227H172V229H174V231L175 230H177L178 231V228H180L179 230L180 231H182L181 229L183 228V230H184V232L182 231V234H184V236L180 233V232H178V233H180L181 234V236H183V237H181L182 238V240H184L185 242H186V245H184V246H181L182 244H179V241H177V239L175 238V237H173L172 236V232H173V230L169 233V228ZM182 227V228H181ZM197 227V228H198ZM211 227V226H210ZM210 227H208V230L210 231V229H211V232H213L214 231V229L212 230V228H210ZM220 227L218 228V226H217V231L218 230H220ZM257 227H259V226H257ZM24 228V229H23ZM138 228V229H137ZM187 228V231H189V229ZM196 228V229H197ZM226 228H227V225H226ZM231 228H233L232 230H231ZM253 228V229H254ZM14 229H16V230H14ZM137 231H136V230ZM194 230V231H197V230ZM201 229V231L200 230H198V231H200V232H204V231H206L207 232V228H205L204 230H202ZM216 229V228H215ZM228 229V228H227ZM236 229H238V230H236ZM250 229V230H249ZM240 230V231H239ZM256 231V233H254L256 236H258V233H257V229H255ZM192 231V230H191ZM193 231V232H194ZM217 231H214V232H216V233H218ZM221 231V230H220ZM219 231V232H220ZM239 231V232H238ZM243 231H246L247 232V234L244 232L243 233ZM14 232H15V234H14ZM18 234H17V233ZM40 233H41V231H39ZM39 232H37L36 231V233H35V231H34V233H33V235H31V236H34V235H36V236H34L37 240H38V233ZM131 232H132V234H131ZM133 232H134V234H133ZM137 232V233H136ZM176 232V231H175ZM202 232V233H203ZM240 232H241V234H240ZM262 232V233H261ZM30 233V234H29ZM39 233V234H40ZM177 232L176 233H174L175 235L176 234H178ZM188 233V232H187ZM190 233V232H189ZM197 233V232H196ZM205 233V232H204ZM216 233H214V237L216 238V239H218V237L217 236H215V234ZM242 233H243V235H242ZM16 235L15 237H14V235ZM42 234V233H41ZM40 234V235H41ZM246 234V235H245ZM13 235V236H12ZM27 235V236H28ZM209 235V234H208ZM217 235V234H216ZM23 236V237H22ZM197 236V235H196ZM10 237V238H9ZM11 237H13L14 239H11ZM24 237V238H25ZM40 238L39 239H41V240H43V236L41 235V236H39ZM41 237H43V238H41ZM178 237V236H177ZM209 238H210V236H209ZM231 238V237H230ZM178 239H180L179 237H178ZM201 239V238H200ZM249 239V241L247 240V239H245V242H247L246 244L247 245H250V244H248V242H251V240ZM0 240H1V238H0ZM3 240V239H2ZM2 240H1V242L0 243H2ZM40 240V241H41ZM189 240V242L190 241H192L193 242V244L195 243L196 244V246H197V243H199V244H201V247L200 248H203L204 250H206V252H204V253H207V254H205L204 256H202L201 254H199L197 257H199L200 258V255L202 256V258L201 259H197V257L195 256V258H194V256L193 257H191L192 255H193V253H189L188 251H186L185 249H187V245H189L188 243H187V241ZM198 240V239H197ZM223 240V239H222ZM237 240V241H236ZM247 240V241H246ZM256 240V241H255ZM21 241H23V240H21ZM216 241V240H215ZM234 241V242H233ZM9 242V241H8ZM181 242V241H180ZM184 242V243H185ZM197 242V243H196ZM226 242H228V240L226 241ZM237 242V243H236ZM239 242H240V244H239ZM207 243V242H206ZM15 244H16V242H15ZM78 244V245H77ZM192 244V243H191ZM190 244V245H191ZM236 244V245H235ZM237 244H239V246L237 245ZM245 244V243H244ZM163 245H166V247H168V248H171V249H174L175 250V252H172V253H174V254H172V256L169 254V252H167L165 249V247L163 246ZM209 245H211L210 243H209ZM243 246L242 248H241V246ZM12 246H13V244H12ZM187 246V247H186ZM216 246V248L217 247H219L220 245L219 244H217V245H215ZM225 246V247H226ZM233 246V247H232ZM254 246H255V249H252V248H254ZM246 247H248L247 249H245ZM7 248V247H6ZM10 248V247H9ZM18 248V247H17ZM21 248V247H20ZM25 247H23V249H24ZM190 248V247H189ZM193 248V247H192ZM199 248V245H198V247H197V249ZM210 248H212V246L210 247ZM2 249H4V248H2ZM12 249V248H11ZM195 249L196 248H194V250H193V252L195 251ZM202 249V250H203ZM222 249V248H221ZM220 249V250H221ZM236 249V250H237ZM9 250V249H8ZM15 250H17L16 248H15ZM15 250H13V251H10V252H14ZM19 250V249H18ZM24 250H26V248L24 249ZM199 250V249H198ZM196 251V254H194V255H197V252L198 253H200L199 251ZM235 250V251H236ZM76 251V252H77ZM188 252L189 254H186V255H188V256H186L185 255V253L186 252ZM200 251H201V249H200ZM216 251V250H215ZM238 251L236 252V254L238 253ZM142 252H141V254H142ZM146 252H148V253H146ZM203 252V251H202ZM234 252V251H233ZM230 253H231V255H232V258H233V260L232 259H230ZM253 253H251V254H253ZM54 254V253H53ZM52 254V260H53V255ZM56 254V253H55ZM203 254V253H202ZM220 254H219V256H220ZM226 254L229 256H226ZM235 254V256H237V255H239V254H237L236 255ZM209 255H210V259H209ZM56 256V255H55ZM147 256V255H146ZM147 256V257H148ZM252 256V255H251ZM77 257V256H76ZM206 257H208V259H205ZM239 257V256H238ZM149 258V259H150ZM193 258V259H192ZM56 259H58L57 257H55V262H53V264L54 263H58V261L56 260ZM76 259V260H77ZM148 259V261H152V259H150L149 260ZM60 261V260H59ZM181 261H182V263H181ZM62 262V261H61ZM64 263V262H63ZM152 263V262H151ZM150 263V264H151ZM58 264H60V262L58 263ZM145 264V263H144Z\"/></svg>",
	"mask_w": 264,
	"mask_h": 264
}]
</instances>
